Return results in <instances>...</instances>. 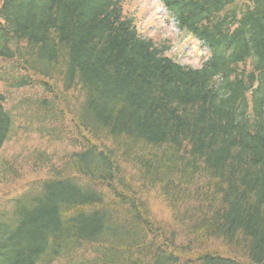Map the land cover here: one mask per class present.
I'll use <instances>...</instances> for the list:
<instances>
[{"label": "trees", "instance_id": "trees-1", "mask_svg": "<svg viewBox=\"0 0 264 264\" xmlns=\"http://www.w3.org/2000/svg\"><path fill=\"white\" fill-rule=\"evenodd\" d=\"M159 2L207 50L197 69L139 35L121 0H0L6 87L42 88L31 121L78 138L0 208V264H264V0ZM19 170L0 160V184Z\"/></svg>", "mask_w": 264, "mask_h": 264}, {"label": "rangeland", "instance_id": "rangeland-1", "mask_svg": "<svg viewBox=\"0 0 264 264\" xmlns=\"http://www.w3.org/2000/svg\"><path fill=\"white\" fill-rule=\"evenodd\" d=\"M242 3L239 2V4ZM121 8L125 17L133 18L135 29L139 35L150 39L157 46L167 47L169 50L166 54L167 57L180 65L197 69L206 60L207 50L197 40L178 32L174 20L168 16L158 0H121ZM10 64L0 62V94L5 99L4 109L13 113L15 124L12 136L0 152V160H7L20 170L19 178L11 184H0V208L9 206L13 198L24 194L31 183L45 179L52 174L51 167L57 171L62 170L67 155L72 151L70 144L78 141L76 136L67 131L68 122L63 123L64 133L61 134L63 137H59L53 132V128H57L58 125L55 126L48 120L44 124L31 121L30 118L37 110L30 105L37 101H44V98H48V96L37 85L31 89H8L4 83V73L14 75V72L10 70ZM38 129H46L50 135L47 133L45 136H41ZM36 152L49 157L50 166H38L37 171L33 172L29 165L33 163ZM165 209H167L165 204L159 203L151 213L157 218L159 217L160 220L167 217ZM171 221L173 223V220ZM175 224L174 222V226H176ZM164 226L171 228V225L167 223ZM219 244L218 241H207L206 243L199 241L194 243L193 250L195 253L209 251L219 256H228V252L222 251V246ZM194 252L193 255H195ZM229 256L237 258L233 253H230Z\"/></svg>", "mask_w": 264, "mask_h": 264}]
</instances>
